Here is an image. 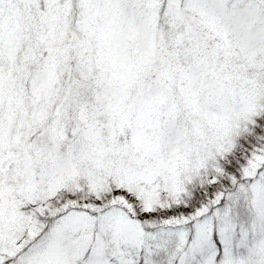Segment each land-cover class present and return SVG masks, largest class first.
<instances>
[{"label":"snow or ice","instance_id":"1","mask_svg":"<svg viewBox=\"0 0 264 264\" xmlns=\"http://www.w3.org/2000/svg\"><path fill=\"white\" fill-rule=\"evenodd\" d=\"M0 264H264V0H0Z\"/></svg>","mask_w":264,"mask_h":264}]
</instances>
